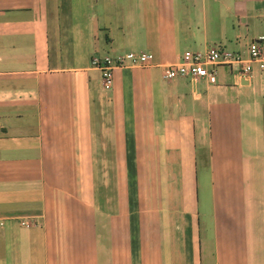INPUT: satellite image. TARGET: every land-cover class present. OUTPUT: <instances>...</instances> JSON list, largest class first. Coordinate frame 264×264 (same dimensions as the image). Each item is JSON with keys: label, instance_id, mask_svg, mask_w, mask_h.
<instances>
[{"label": "crops", "instance_id": "obj_1", "mask_svg": "<svg viewBox=\"0 0 264 264\" xmlns=\"http://www.w3.org/2000/svg\"><path fill=\"white\" fill-rule=\"evenodd\" d=\"M261 35L264 0H0V264H264V74L166 77Z\"/></svg>", "mask_w": 264, "mask_h": 264}, {"label": "built area", "instance_id": "obj_2", "mask_svg": "<svg viewBox=\"0 0 264 264\" xmlns=\"http://www.w3.org/2000/svg\"><path fill=\"white\" fill-rule=\"evenodd\" d=\"M264 35L251 41L248 54L232 51L228 48L213 46L204 51L186 50L181 59L168 67L166 77L190 76L195 82L206 79L217 82L219 66L238 67L243 77L250 78L258 69L264 74ZM154 55L150 52H130L117 57L94 56L92 64L103 72L105 84L111 87L114 82V71L121 65H144L152 63Z\"/></svg>", "mask_w": 264, "mask_h": 264}]
</instances>
